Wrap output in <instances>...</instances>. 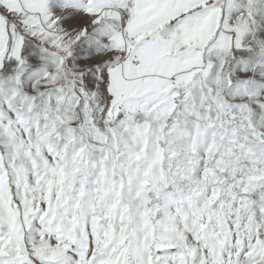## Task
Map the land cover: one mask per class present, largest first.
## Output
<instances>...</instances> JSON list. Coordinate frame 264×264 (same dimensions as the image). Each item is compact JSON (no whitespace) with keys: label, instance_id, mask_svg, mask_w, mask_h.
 Here are the masks:
<instances>
[{"label":"snow or ice","instance_id":"6c2138e0","mask_svg":"<svg viewBox=\"0 0 264 264\" xmlns=\"http://www.w3.org/2000/svg\"><path fill=\"white\" fill-rule=\"evenodd\" d=\"M0 264H264V0H0Z\"/></svg>","mask_w":264,"mask_h":264}]
</instances>
